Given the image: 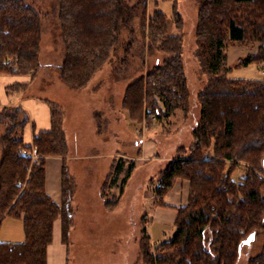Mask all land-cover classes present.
Returning <instances> with one entry per match:
<instances>
[{"label": "trees", "instance_id": "trees-1", "mask_svg": "<svg viewBox=\"0 0 264 264\" xmlns=\"http://www.w3.org/2000/svg\"><path fill=\"white\" fill-rule=\"evenodd\" d=\"M195 53L206 74L197 93L199 122L192 142L157 174L154 188L159 204L177 179L188 184L186 202L177 207L171 238L152 247L141 229L146 264H264V77L232 78L228 62L229 42L258 43L257 50L239 57L237 66L256 64L264 70V0H198ZM65 53L59 66L63 80L83 87L110 58L123 26L129 27L139 13L142 30L148 29L150 46L165 56L128 87L123 108L131 119L170 116L181 109L187 116L189 89L182 58L183 37L169 33V19L162 10L146 13L145 0L130 5L126 0H57ZM175 25L183 16L173 3ZM40 14L26 0H0V73L34 77L41 67ZM27 82L9 85L22 89ZM0 118L8 122L2 136L0 157V225L7 215L21 217L24 239L0 240V264H48L55 220L61 217L63 243L69 244L72 221L73 180L68 172V145L60 107L50 108V128L25 142L29 117L20 105L5 106ZM36 148L38 159L31 158ZM60 156L61 201L46 190V158ZM113 160L101 186L104 206L120 202L131 162L120 192L105 196L117 171ZM243 167L239 180L232 172ZM147 216L145 215V220ZM263 238L254 252V241ZM250 245V249L247 247ZM245 252L246 257L242 260Z\"/></svg>", "mask_w": 264, "mask_h": 264}, {"label": "rangeland", "instance_id": "rangeland-1", "mask_svg": "<svg viewBox=\"0 0 264 264\" xmlns=\"http://www.w3.org/2000/svg\"><path fill=\"white\" fill-rule=\"evenodd\" d=\"M26 1L40 14L41 67L33 78L0 73V110L14 106L9 103H16L26 108L35 124L46 122L47 127L51 106L56 105L62 110L68 145L66 161L73 180L71 208L74 220L69 233L70 252L64 264H146L141 243L144 224L152 236V247L168 240L174 233V224H168L164 222L165 218L156 215L159 207L154 192L158 185L157 174L177 154L178 147L187 148L191 144L192 130L199 122L197 93L206 84V74L195 53L199 1L177 0L183 16V25L177 28L172 15L174 0H145L148 17L155 10H162L169 19V33L183 37L182 58L189 89V108L186 117L181 109H177L170 116H146L140 122L131 119L122 106L126 91L136 78L149 72L165 56L161 50L150 46L148 29L142 30L138 16L141 6L129 27L121 28L119 43L110 58L83 87L77 88L63 80L60 74L65 42L61 36L57 0ZM126 1L130 5L137 2ZM257 46L258 43L229 42L228 62L233 66L229 77H264L263 68L256 64L235 67L239 57L256 51ZM16 82L27 84L19 90L9 88ZM30 123L26 128L25 142L33 132ZM7 125V120L0 118V157L1 138ZM39 130V126L34 128L35 133ZM113 160L118 167L112 185L104 193L107 198L120 192L126 169L131 162L134 167L127 177L119 204L110 210L104 206L101 186ZM61 165L60 156L46 158V185L52 195L54 191L60 193ZM243 175V167H237L231 176L237 181ZM178 195V189L174 188L163 201L173 203V197L178 198ZM11 224L22 229L18 219L8 216L0 227V240L16 241L15 236H3ZM262 241V237L256 238L254 252L260 249ZM244 258L245 252L242 263Z\"/></svg>", "mask_w": 264, "mask_h": 264}, {"label": "crops", "instance_id": "crops-1", "mask_svg": "<svg viewBox=\"0 0 264 264\" xmlns=\"http://www.w3.org/2000/svg\"><path fill=\"white\" fill-rule=\"evenodd\" d=\"M257 71H260V69H258ZM9 104L10 105H15L16 103H9ZM24 109L27 112L26 108H24ZM28 117H29V115H28ZM30 121H31V123H30ZM29 123L31 124L33 132L31 134V138L29 139V141H26V143L32 145L33 144V138H34L33 136L35 134L34 128L35 127L37 128V126H39V128H40L39 131L47 130V129L50 128V124L51 123H49V125L47 127V125H46L47 123L46 122H41L39 124L38 123L35 124L33 120H30V118H29V121H28L27 125H29ZM26 128H27V126H26ZM41 128H43V129H41ZM27 133H28V130L25 129L24 138L26 137ZM60 176H61V174H60ZM60 184H61V182H60ZM174 188L178 189V193H179L178 198L173 197V199H172V200H174L173 203L172 202H165V204H159L158 211H157V214H156L160 219H162V218L164 219L165 218L164 222H168V224L169 223H173L174 224V220H175L176 215H177V207L183 205L186 202L187 195H188V184H187V182L185 180L177 179L175 181L173 187L167 192V194L165 196H167L170 193V191L172 189H174ZM46 190L56 202L60 203V201H61V186H60V193H58L57 191H54L53 195L50 193V190L47 188V185H46ZM8 216H10V215L5 216L3 218V220L6 217H8ZM12 217H15V216H12ZM15 218L18 219L22 223V229H23L22 218L21 217H15ZM148 219L149 218L147 217V221H148ZM3 220H2V222H3ZM73 221L74 220H73V214H72V221H71L70 229H71V227L73 225ZM147 221H146V223H147ZM2 222H1L0 227L2 226ZM22 229L19 228V225H18V228H17L15 225L11 224L5 230V233H4L3 236H15L16 237V239H15L16 241H14L13 239H11V240L10 239H5L6 241L7 240H10L12 242L22 241L24 239V230H22ZM70 229H69V233H70ZM147 231H148V229H147ZM69 233H68V236H69ZM53 235H54V240H52V242L50 243V245L48 247V264H64L65 261H67L68 255H69V252H70V240H69L68 246H67V244L63 243V241H62L61 217H58L55 220L54 229H53ZM149 235H150V237H152L150 233H149ZM2 238H4V237H2ZM249 247H250V245L247 247V250L250 249ZM245 257H246V255H245Z\"/></svg>", "mask_w": 264, "mask_h": 264}, {"label": "built area", "instance_id": "built-area-1", "mask_svg": "<svg viewBox=\"0 0 264 264\" xmlns=\"http://www.w3.org/2000/svg\"><path fill=\"white\" fill-rule=\"evenodd\" d=\"M263 72H264V70H263ZM1 105H2V102L0 101V106ZM30 154H31V158H32L33 161L37 160L38 157H39L38 154L36 153V148L35 147L32 148Z\"/></svg>", "mask_w": 264, "mask_h": 264}, {"label": "water", "instance_id": "water-1", "mask_svg": "<svg viewBox=\"0 0 264 264\" xmlns=\"http://www.w3.org/2000/svg\"><path fill=\"white\" fill-rule=\"evenodd\" d=\"M263 163H264V158H263Z\"/></svg>", "mask_w": 264, "mask_h": 264}]
</instances>
